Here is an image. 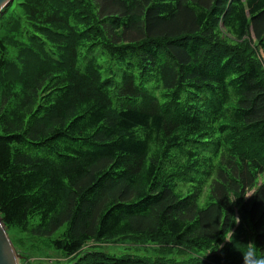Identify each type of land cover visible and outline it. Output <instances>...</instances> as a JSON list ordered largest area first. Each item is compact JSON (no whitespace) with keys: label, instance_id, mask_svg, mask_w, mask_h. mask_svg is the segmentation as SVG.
I'll list each match as a JSON object with an SVG mask.
<instances>
[{"label":"trees","instance_id":"trees-1","mask_svg":"<svg viewBox=\"0 0 264 264\" xmlns=\"http://www.w3.org/2000/svg\"><path fill=\"white\" fill-rule=\"evenodd\" d=\"M11 17L6 226L73 264H264V0H23ZM91 241L157 258L81 254Z\"/></svg>","mask_w":264,"mask_h":264},{"label":"rangeland","instance_id":"rangeland-1","mask_svg":"<svg viewBox=\"0 0 264 264\" xmlns=\"http://www.w3.org/2000/svg\"><path fill=\"white\" fill-rule=\"evenodd\" d=\"M21 2H23V0H13L8 7L0 13V38L8 28V22L13 18L11 17L12 11L17 9ZM220 29L223 32V36L232 38L223 24L220 26ZM205 191L206 192L202 195L203 201L207 198L208 191L207 189ZM4 228L10 237L17 254L22 256L20 264H73L75 262L74 256L65 257L50 249L41 250L38 248V242L34 240L29 233H23L19 229L8 227L5 224ZM152 249V246L136 247V245L130 242L113 243L103 241L98 243L96 241H91L84 246L81 254L83 251H100L116 258L124 256H137L150 258L154 261L157 256L153 253ZM177 258H179V256H177Z\"/></svg>","mask_w":264,"mask_h":264},{"label":"water","instance_id":"water-1","mask_svg":"<svg viewBox=\"0 0 264 264\" xmlns=\"http://www.w3.org/2000/svg\"><path fill=\"white\" fill-rule=\"evenodd\" d=\"M13 0H0V13L8 7ZM22 256L17 251L8 236L3 220L0 217V264H20Z\"/></svg>","mask_w":264,"mask_h":264},{"label":"clouds","instance_id":"clouds-1","mask_svg":"<svg viewBox=\"0 0 264 264\" xmlns=\"http://www.w3.org/2000/svg\"><path fill=\"white\" fill-rule=\"evenodd\" d=\"M253 255H254V247H250L249 250L246 253H244L243 260L246 262L248 258Z\"/></svg>","mask_w":264,"mask_h":264}]
</instances>
